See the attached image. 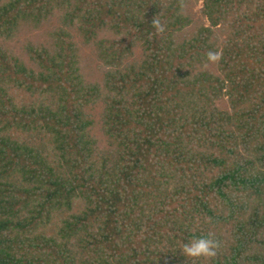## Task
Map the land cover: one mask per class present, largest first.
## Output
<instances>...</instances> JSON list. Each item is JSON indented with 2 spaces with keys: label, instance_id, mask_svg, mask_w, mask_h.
Returning a JSON list of instances; mask_svg holds the SVG:
<instances>
[{
  "label": "trees",
  "instance_id": "1",
  "mask_svg": "<svg viewBox=\"0 0 264 264\" xmlns=\"http://www.w3.org/2000/svg\"><path fill=\"white\" fill-rule=\"evenodd\" d=\"M0 264H264V0H0Z\"/></svg>",
  "mask_w": 264,
  "mask_h": 264
},
{
  "label": "clouds",
  "instance_id": "2",
  "mask_svg": "<svg viewBox=\"0 0 264 264\" xmlns=\"http://www.w3.org/2000/svg\"><path fill=\"white\" fill-rule=\"evenodd\" d=\"M155 26L159 30L163 31V28L160 27L159 22H154ZM209 60H216L218 56L214 53L208 54ZM219 242L211 236H203L193 239L191 242L184 244L182 249V254L184 257L198 260L204 258L205 260H213L217 256L219 250Z\"/></svg>",
  "mask_w": 264,
  "mask_h": 264
}]
</instances>
